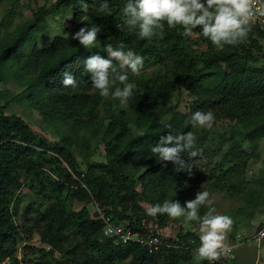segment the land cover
Returning a JSON list of instances; mask_svg holds the SVG:
<instances>
[{
	"label": "trees",
	"instance_id": "trees-1",
	"mask_svg": "<svg viewBox=\"0 0 264 264\" xmlns=\"http://www.w3.org/2000/svg\"><path fill=\"white\" fill-rule=\"evenodd\" d=\"M64 2L72 12L69 34L64 38L54 37L49 47L42 51L31 42L28 62L36 63L34 82L45 93H52L50 99L54 105L48 110L50 114L66 121L67 115L56 112L57 106L63 104L73 105L74 110L81 112L90 98L82 92L83 84L89 78L83 62L92 55L107 58L104 46L112 44L115 47L123 42L143 57L145 65L150 64L161 71L150 79L138 78L134 82L136 87L127 106L136 114L135 126L145 132L157 129L144 127L147 112L157 110L166 95L185 91L194 101L188 113L181 115L163 136L193 133L191 115L196 111H212L214 121H227L232 124V130L236 129L231 133L226 157L244 167L248 152L242 144L253 145L257 139H264V69L248 65L254 61L252 51L264 52V32L252 25L244 43L225 46L223 50L199 35V29L194 30L193 40L182 36V30L169 29L166 24L156 36L141 40L133 31L117 30L116 24L121 20L126 0H108L111 16L98 12L104 0ZM60 6L57 3L51 8L39 7L17 35L0 45V68L13 61L18 48L27 45L33 33L45 31L44 18L54 14ZM93 24L100 28L96 47L85 49L72 40L71 35L80 27ZM196 42L204 47L198 55L193 53ZM240 56L246 63L242 70L223 71V66L230 67ZM75 63L80 65L78 70L73 69ZM65 67L78 82L77 92L69 95L52 92L49 88L52 82L58 83L63 78ZM71 127H74L73 122L70 130ZM81 128H87V125L82 123ZM98 129L95 133L104 143L105 160L85 162L81 169L71 154V134L59 144L48 143L19 117L0 112V264L5 261L20 264L17 247L34 233L46 246L45 261L35 264H230L226 254L212 262L195 259L192 253L200 246L198 236L179 230L172 238L162 236L159 230L165 226L167 215L151 217L139 205L144 199L143 193L150 195L149 205H156L163 204V196L169 193L185 192L183 185L188 172L159 160L151 151L161 136L149 140L144 136H133L121 113L110 118L105 126L99 125ZM204 139L202 132L193 151H199ZM182 155L187 164L194 160L187 152ZM126 161L133 166L130 173L124 168ZM233 168L229 171L233 172ZM225 170L214 177L215 182L223 193H238L237 186L231 183L230 173ZM136 173L139 175L134 178ZM137 184L142 189L140 193ZM22 188L31 192L32 200L23 209L21 222L17 225L13 218L18 213ZM263 190L261 172L246 193L245 202L251 203ZM73 203L84 205L75 211L71 207ZM44 204H47L45 208ZM87 204L144 238L158 237L166 246L148 254L141 246L115 244L113 239L102 235V223L95 213L90 215ZM54 252L59 254V261L51 259Z\"/></svg>",
	"mask_w": 264,
	"mask_h": 264
},
{
	"label": "rangeland",
	"instance_id": "rangeland-1",
	"mask_svg": "<svg viewBox=\"0 0 264 264\" xmlns=\"http://www.w3.org/2000/svg\"><path fill=\"white\" fill-rule=\"evenodd\" d=\"M60 3L59 9L52 15L45 17L46 29L43 32L33 33L30 41L24 47H19L13 61L0 68V112L2 115H14L22 119L27 126L39 137L46 139L48 143H60L61 140L70 136L71 154L79 164L81 169L83 163L104 162L105 148L104 143L100 141L99 134L95 133L100 126H105L110 118L117 114H123L127 128L133 136H144L146 139H153L163 136L167 130L181 116L188 113L194 98L185 91L174 92L165 96L164 102L157 110L147 112L144 119V127H158L154 131L145 132L135 126L136 114L127 103L121 105L119 100L111 97L102 98L99 93L92 88L90 74L88 80L83 84L82 92L89 95V99L78 112L75 107L67 105H58L56 112H62L67 115L66 121L59 120L56 115L50 114L48 110L54 105L51 103L52 93H45L41 86L35 81L37 72L36 63L29 64L31 57V42L39 51L45 50L51 44L54 37H66L71 29V8L64 0H3L0 3V45L9 42L13 36L32 19V15L39 7L51 8ZM195 39V36L190 37ZM204 51V47L199 43L193 45V53L198 55ZM107 55V53H106ZM254 61L248 63L257 68L264 69V52L252 51ZM240 56L234 60L230 67L223 66V71H240L246 63ZM73 69H79L80 65L75 63ZM117 68L119 65L117 63ZM69 72V68H63V74ZM161 73L160 69L150 64H143L139 75H132L129 72V83H134L138 78L150 79L155 74ZM62 74V76H63ZM82 77V76H81ZM63 79V78H62ZM62 79L58 83L52 82L49 88L52 92H61L64 94L76 93L77 90L64 88ZM114 90V89H113ZM73 122L74 127L70 124ZM82 123L87 128H81ZM232 124L227 121H214L211 128L193 127V134L198 137L204 133V142L197 151L198 155L190 160L188 166L192 168L191 175L187 173L184 181V190L182 194L169 193L163 196L164 201H179L183 206L185 201L195 198L198 191H208L210 198L214 201L211 207L215 208L214 214L226 215L232 218L233 225L226 234V245H235L237 240H233L234 235H239V239L253 234L256 226L264 215V190L258 193L257 197L251 203L245 202V195L253 187L260 173L264 176V139H257L255 144L248 145L243 143V147L248 152V157L244 158L245 165L236 161L228 160L227 152L231 142ZM234 166V171L229 169ZM133 166L130 162L124 163V168L130 173ZM223 169V170H222ZM230 173L231 183L239 189L238 193L226 194L220 190L215 178L220 171ZM139 173H136V178ZM137 192H142L141 187L136 185ZM21 199L18 213L13 221L19 225L23 209L32 200V194L26 188H22ZM150 195L143 193V201L139 203L143 210H147V202ZM84 204L73 203L72 209L78 210ZM47 204H44L45 208ZM90 215L93 212L91 204H87ZM206 208L200 209V215L203 216ZM150 227L154 226L148 224ZM178 230L181 233H192L200 238L199 222L193 221L185 223L184 217L171 219L167 216L166 224L160 228V234L166 238H172ZM233 235V236H231ZM228 241V243H227ZM241 241V240H240ZM238 242L231 252L227 254L226 260L230 264H264V239L260 242L248 241ZM46 246L40 242L37 234H32L26 243L17 247V258L20 264H35L45 261L43 255L46 252ZM44 249V250H43ZM51 250V248H50ZM49 250V251H50ZM195 259L196 252L192 253ZM59 254L53 253L51 259L59 261ZM49 259V257H47ZM1 264H7L3 262Z\"/></svg>",
	"mask_w": 264,
	"mask_h": 264
},
{
	"label": "clouds",
	"instance_id": "clouds-1",
	"mask_svg": "<svg viewBox=\"0 0 264 264\" xmlns=\"http://www.w3.org/2000/svg\"><path fill=\"white\" fill-rule=\"evenodd\" d=\"M98 12L112 15L108 0L99 5ZM257 17H264V0H126L116 27L121 32H135L141 40L156 36L165 24L169 29L182 30L184 37H192L196 34L194 30L199 29V35L208 39L215 48L223 50L225 46L244 43ZM99 32L97 25H85L71 38L83 48L90 49L96 47ZM104 52L107 58L89 56L83 62L85 71L90 74L92 88L102 98L111 97L124 105L136 87L128 82L129 72L134 76L141 73L143 57L123 42L115 47L106 44ZM62 85L72 90L78 88L77 79L70 72L63 74ZM190 120L193 127L211 128L215 118L212 111H196ZM195 145L196 137L192 132L168 134L161 136L151 151L159 160L179 166L191 175L192 168L182 159V154L187 152L190 158L196 157ZM213 203L208 191H198L195 198L185 201L183 206L179 201L166 200L163 204L149 205L146 212L151 217L167 215L173 220L184 217L185 223L199 222L201 235L200 246L196 249L197 258L212 262L226 253L224 241L233 225L231 217L214 214ZM202 207L207 209L203 216L200 215Z\"/></svg>",
	"mask_w": 264,
	"mask_h": 264
},
{
	"label": "built area",
	"instance_id": "built-area-1",
	"mask_svg": "<svg viewBox=\"0 0 264 264\" xmlns=\"http://www.w3.org/2000/svg\"><path fill=\"white\" fill-rule=\"evenodd\" d=\"M254 26H257L262 32H264V17H257L253 22ZM93 213L96 214L97 219L102 223V235L106 238L113 239L115 244H134L137 246H141L146 249L148 254H152L157 252L164 245L161 240L156 236H151L144 238L139 234L135 233L128 227H126L123 223L113 222L110 217L105 216L97 207H93ZM227 237V236H226ZM235 241L237 243L235 245H226L227 251L226 255L231 252L233 247L238 245V242L246 243L250 240L255 242H260L264 239V215L259 221V224L256 226L255 231L252 235L239 239V235H234ZM225 239L224 242H226Z\"/></svg>",
	"mask_w": 264,
	"mask_h": 264
},
{
	"label": "crops",
	"instance_id": "crops-1",
	"mask_svg": "<svg viewBox=\"0 0 264 264\" xmlns=\"http://www.w3.org/2000/svg\"><path fill=\"white\" fill-rule=\"evenodd\" d=\"M227 243H228V241H227ZM228 245H229V243H228Z\"/></svg>",
	"mask_w": 264,
	"mask_h": 264
}]
</instances>
